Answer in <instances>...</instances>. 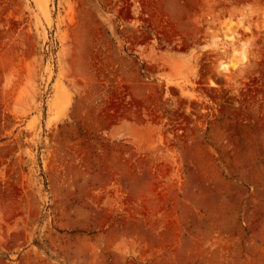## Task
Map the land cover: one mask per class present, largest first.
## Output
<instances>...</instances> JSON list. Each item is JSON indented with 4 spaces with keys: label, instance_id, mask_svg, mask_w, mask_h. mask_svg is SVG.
<instances>
[{
    "label": "rangeland",
    "instance_id": "1",
    "mask_svg": "<svg viewBox=\"0 0 264 264\" xmlns=\"http://www.w3.org/2000/svg\"><path fill=\"white\" fill-rule=\"evenodd\" d=\"M0 264H264V0H0Z\"/></svg>",
    "mask_w": 264,
    "mask_h": 264
},
{
    "label": "bare ground",
    "instance_id": "2",
    "mask_svg": "<svg viewBox=\"0 0 264 264\" xmlns=\"http://www.w3.org/2000/svg\"><path fill=\"white\" fill-rule=\"evenodd\" d=\"M231 24L232 23H230V25L229 24L228 25L231 26ZM226 28L228 30L226 32H229L231 30L229 27H226ZM226 28L224 30H226ZM232 33H233V31H232ZM233 37H234L233 34L230 35V38H233ZM231 54H232L231 55L232 57L230 56L231 59L229 58V61L228 62L220 63L219 66H218V70H221V71H229L231 69H237L239 66H241L244 62H246L248 60V57H247V54L246 53H245L246 55L244 53L241 54V55L240 54L238 55L236 52L233 51V53H231ZM211 83L213 85L219 87V84L216 81L212 80V79H211Z\"/></svg>",
    "mask_w": 264,
    "mask_h": 264
}]
</instances>
